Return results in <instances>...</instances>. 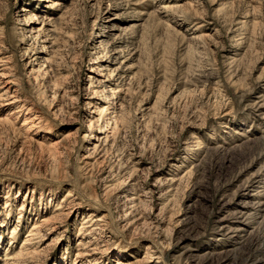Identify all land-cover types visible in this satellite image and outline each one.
<instances>
[{"label": "rangeland", "instance_id": "rangeland-1", "mask_svg": "<svg viewBox=\"0 0 264 264\" xmlns=\"http://www.w3.org/2000/svg\"><path fill=\"white\" fill-rule=\"evenodd\" d=\"M0 264H264V0H0Z\"/></svg>", "mask_w": 264, "mask_h": 264}, {"label": "bare ground", "instance_id": "bare-ground-1", "mask_svg": "<svg viewBox=\"0 0 264 264\" xmlns=\"http://www.w3.org/2000/svg\"><path fill=\"white\" fill-rule=\"evenodd\" d=\"M36 228V227H35Z\"/></svg>", "mask_w": 264, "mask_h": 264}]
</instances>
